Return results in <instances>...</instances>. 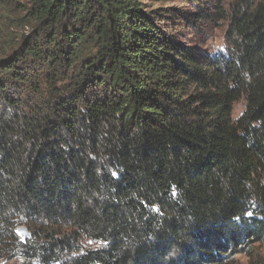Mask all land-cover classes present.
Wrapping results in <instances>:
<instances>
[{
  "label": "trees",
  "instance_id": "trees-1",
  "mask_svg": "<svg viewBox=\"0 0 264 264\" xmlns=\"http://www.w3.org/2000/svg\"><path fill=\"white\" fill-rule=\"evenodd\" d=\"M181 1H211L227 52L168 32L174 6L24 4L33 32L0 54V260L264 264V0Z\"/></svg>",
  "mask_w": 264,
  "mask_h": 264
},
{
  "label": "rangeland",
  "instance_id": "rangeland-1",
  "mask_svg": "<svg viewBox=\"0 0 264 264\" xmlns=\"http://www.w3.org/2000/svg\"><path fill=\"white\" fill-rule=\"evenodd\" d=\"M26 2L28 0H0V54L5 53L11 47L21 42L25 36H29L33 32V27L29 23L27 15L23 10ZM143 2L147 6L152 7L164 8L174 6L179 11V14L169 23L167 30L170 33L177 34L181 40L192 46L194 50L205 54L228 51L230 46L226 36L228 21H217L213 19L216 8H213L210 3L211 1L205 4L189 3L181 0H143ZM182 11L189 12V15L186 14L187 16H185ZM201 12L206 15H204L205 18L198 22L196 20ZM164 22L167 23L168 19ZM244 108V100L236 103L234 115L239 116ZM19 236L22 239L27 238L21 233ZM252 252L264 258V242L256 243L253 246ZM0 264H24V260L23 258L0 260ZM229 264H249V259L247 256L240 254Z\"/></svg>",
  "mask_w": 264,
  "mask_h": 264
},
{
  "label": "water",
  "instance_id": "water-1",
  "mask_svg": "<svg viewBox=\"0 0 264 264\" xmlns=\"http://www.w3.org/2000/svg\"><path fill=\"white\" fill-rule=\"evenodd\" d=\"M17 233L20 235V233L24 237H29L30 236V231H28V228L26 226H20L17 228Z\"/></svg>",
  "mask_w": 264,
  "mask_h": 264
}]
</instances>
